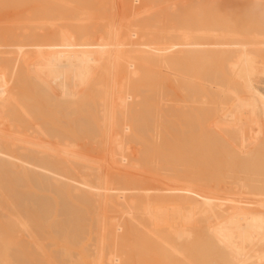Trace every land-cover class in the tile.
<instances>
[{"label":"bare ground","instance_id":"obj_1","mask_svg":"<svg viewBox=\"0 0 264 264\" xmlns=\"http://www.w3.org/2000/svg\"><path fill=\"white\" fill-rule=\"evenodd\" d=\"M3 1L1 0L0 2L3 3ZM221 1L222 0H107L109 6L106 7V10L109 11V14L106 15V18H102L103 20L100 19L99 21L95 19L100 24L95 22L93 18V23L97 25L95 29H92V25L94 24L92 23V18L90 19V15L92 14L95 17L96 14L94 15L91 13L89 15L90 12H87L89 15L87 16L85 13V11H88L85 8L86 5L85 7H83V5L81 6L83 7L81 9H86L82 11V15L80 8H78L80 11L78 10V12H76V7L75 13L80 15L73 13L74 19L70 22L66 19L67 23L64 22V17V19H62V15L58 17L63 20V23L59 22L60 20L56 21L53 18L51 19V15L48 16V14L46 16L47 18L37 15L38 18L37 16L30 15L33 13H28L31 19L28 20L25 18V20L27 19V21L30 22V24L27 22V26H20L18 29V26L15 25V28L11 25L3 27L2 25L4 24L0 25V192L1 194H3L4 191L7 192V190H5L6 185H12L14 182L15 184H22L23 179H27V181H25L26 184L28 185L29 181L32 185L28 186H33L40 192H43V190H52V193L60 195V192L67 193L71 190L73 195H70L73 198L75 197V201H77V199L87 201V205H91L94 208H92V211L89 210L92 212L89 213L88 209H91V206L87 208L85 201L83 202L85 208H87V214L89 213L87 217H89L90 221L93 223L92 229L94 231V235L93 231H91L93 235L92 247H90V245L87 246V248L83 246V249L86 248L85 251L91 248L94 252V257L90 258L91 262L88 264H122L121 254H119V249L121 248H119L118 240L120 241V239L123 238V231L124 234H126L125 230L132 236L134 234H138L139 236L143 235L145 238H143V240L145 241L149 238L155 245V247L153 246L155 248L154 250H158L157 252L160 251L159 255L163 256H160L161 260L168 257L166 263L167 260H170V262L167 264H197V259L194 258V254L195 256L197 255L196 257L198 258H203H200V260H207L212 264H218L217 262H222L221 264H264V0H237L235 1L236 3L233 1V3H235L234 5L230 1L229 3L232 5H230L229 8ZM49 3L51 4L50 1ZM223 4H225L224 8L222 7ZM55 5L59 4L56 3ZM67 6L68 5H66V7ZM50 7L51 6H49V8ZM37 8L38 7H35L36 10ZM70 10L73 12L72 9ZM27 12H25V14H27ZM56 12L57 14L59 13L57 10ZM0 13H2V11ZM101 14L103 15V13ZM33 15H35V13ZM2 19L5 18L2 17ZM11 22L13 21H10V23ZM88 27H91V29ZM149 64L159 66L160 69L164 71V76H169V79L172 80L174 78L176 79L175 81L179 80L177 83L181 84L177 85L174 82L172 85L176 84L178 86L177 89L180 86L182 90L180 92L185 91L182 95L187 94L184 95L185 101L183 100L184 98L181 100L185 103L187 102L186 100H188V106L186 104L188 109L186 106H184L185 108L182 107L184 104L182 102V105L180 104L181 107L177 104V107H179L177 108L176 105H173V102L178 100L175 99L176 96H174L173 99L175 100L173 102L167 100L169 98L167 97L168 94H170V92L172 94L174 91L168 89L170 91L166 94L167 89L164 91L163 89L165 87H163L162 84L160 85L159 81H157L158 84H156L155 81V87L154 89L152 88L154 91L156 90L155 92H157L158 96H161L159 98H162L160 103L161 106L160 104L159 106L157 105L158 109L161 107V110H163L164 107H162V102L166 103L170 101L171 107L167 103L165 107L172 113L167 114V112H165L166 108H164L165 111H163L165 114L174 116L175 118L179 116L175 114L178 111L179 114L182 113L184 115L181 114L179 118L180 121L178 117H176L179 122L182 121L183 124H186L188 120V145L186 143L188 146V182L183 183L185 188L164 189L165 187H161V189L158 188V190L157 187H154L152 195L150 194L153 188L145 187L151 189V191L147 192L146 190V193H144L145 195L142 197L140 195L142 192L139 193L138 190L140 187L136 185V188H130L132 183H126L129 181V177L127 178L124 176L126 173L125 171L129 172L139 169L138 162L136 161L137 159L135 160V158H132L134 161L128 160L126 156L125 151L128 149L127 146H131L128 142L130 139L137 137L140 132L141 134H145V136L142 135V138H147L148 136L149 139L147 140H151L154 135L157 137L161 129L154 124H156L158 120H160V122H162L161 119L164 120V122L158 124L160 127H162V124L164 126V123H170V128L173 127V129L177 126V124L174 123H178V121L174 120L172 117V119L168 118V120H172L169 122L166 119V115L164 116V113L161 117L160 115L162 113L155 114V119L158 116L160 118L157 119V122L155 119L152 120V113L154 110L152 108L155 107L153 101L157 104L158 99L151 100L150 98L152 102L147 98L145 100L144 93H146L148 97L151 96V94L148 95L146 88L144 89L143 86H140L141 83L144 84V86L147 85L144 81H151L156 77L153 76L152 78V76L147 75L148 66L151 67ZM177 65H180V67L178 66L179 69H177ZM151 70L154 71V69ZM156 74L158 75V73ZM158 76L162 77L163 75ZM148 77L151 78L148 79ZM167 78L168 77H166V79ZM160 79L162 80V78ZM20 81L22 86L28 82L27 85L30 84L31 88L34 90L37 89L36 94L38 91L44 94L46 98H49L48 100L50 101L47 102H50V104L58 106L61 109L63 108L64 114L59 116V118H63V121H70L69 124L66 125L67 123H63L66 126L59 125L58 128L57 124L55 126L54 124L48 123V119L46 123L44 121L45 118L43 119L44 115H41V113L39 116H33L32 114L40 111H35V108L30 109L35 106V104H33V102L31 104L30 101H34L35 99L26 97L27 94L22 92L23 90H19L21 86ZM161 82L162 81H160V83ZM170 82L171 81H169V83ZM151 83H154V81ZM169 83L167 82L166 85H169ZM157 85H160L163 89L161 87H159L161 88L159 89ZM148 86L151 90L150 86L154 85L150 84ZM30 90L31 89H29V91ZM32 94L35 95V92ZM37 98L39 97L37 96ZM36 101L38 103L37 99ZM147 101H149L148 105ZM43 102L46 104V101ZM88 104H92L93 106ZM31 105H33V107ZM149 105L153 107L149 108ZM40 106L41 105H39V108ZM80 106H84L83 108L86 107V110L93 107L92 110H94L91 114V111H88V109L87 111L90 112V115L86 116L84 112V117H82V114V116L80 115L81 117L77 116L79 118H76L74 114ZM81 107L79 111L81 110L82 113V110L85 111V109ZM142 107L144 109H140ZM171 108L172 110H169ZM135 109H137L139 114L135 113L134 115ZM158 109L155 107L156 111L154 112H157ZM32 110L33 113H31ZM40 110L42 111L43 109ZM57 111L56 114H60V111L59 113H57ZM77 112L76 114H78ZM43 113H45V111ZM187 114L188 116H186ZM59 118L57 119L59 120ZM149 118L152 122H155L152 123L150 121L152 123L150 124ZM80 120H85L84 123L86 122V124L90 123L86 125L87 127L85 126V128H90V130L94 131H87L88 134H84V136H87L90 140L94 138L93 135L96 134L95 136H98L97 140L100 145L97 146L102 147L101 150L103 149L105 151L104 154H102V158L99 156L101 159L94 158L96 157L94 155H88L80 146L79 142L76 141L75 138H78L77 135H79V138L81 137L80 134L76 135V133H74L75 124L70 123L78 121L76 125L81 126ZM63 121L61 120L60 123ZM127 121L129 124H127ZM82 123L83 122H81V124ZM172 124H174V126ZM151 125L152 127L154 125V127L150 128L149 126ZM60 126L65 130L61 129ZM168 126L169 125L164 127ZM155 127L158 128V133L154 130ZM79 128L80 127L77 129ZM178 128L176 127L175 129ZM145 129L147 131L152 130L150 131L151 135L155 133L152 135V138L147 135L148 132H144ZM184 130V128L180 131L176 130V134L179 135V132H183ZM81 131L83 135V130ZM167 131H170V129H167ZM87 132L85 131V133ZM91 132L95 134L92 135ZM135 132L136 134L138 132V135H136ZM160 132L162 133H159V136L161 135V139L163 140L167 135L162 136L164 133L163 131ZM89 133L93 138H89ZM183 135L184 134H180V136ZM168 137L166 138L169 141L171 137ZM138 138L140 139L139 136ZM184 139L185 138L182 140ZM132 141H135V139ZM140 142L141 141H139V143ZM183 142H185V140ZM178 143H174L173 141L171 148L170 145L166 146L165 148L167 150L168 148L171 149L168 153L172 152L173 146L176 148L181 146L177 145ZM218 143L220 145L219 149L222 150H218V147L216 148L215 145ZM158 145H160V143ZM95 147L96 146H94V148ZM149 147L151 146L149 145ZM162 147L164 148V146ZM175 147L173 153L176 152L177 154L178 152V155H180L181 153H179V150L181 149L175 150ZM146 150L149 151V148ZM159 150L158 156L161 157L160 153L162 155L163 150ZM129 152L131 151L129 150ZM133 152L134 150L132 153ZM219 152L221 155H225V158H223L225 163L223 161H219V163L216 162L217 164L215 163V160L218 161ZM167 155L169 154L165 153L164 157ZM175 156L176 159L179 158L177 155ZM133 157L135 156L133 155ZM159 157H157V160ZM109 158H111V160H109ZM173 158L175 157L173 156L171 159L174 160ZM219 158L222 159V157ZM145 159H148V157L145 156ZM171 159H168V163L170 164L173 163ZM184 159L185 158H183V160ZM237 160H241L240 164L239 162L238 164L236 163ZM164 161L166 162V159ZM177 161L181 162L179 159H177ZM153 163L154 162H151V164ZM174 163L172 165H175ZM184 164L186 165V163ZM238 165L242 172H247L249 169L248 174H250V179L246 180L241 177H235L232 181L229 180L233 184V187L231 184V189H223L226 192H223L226 198H216L210 194L203 193L205 192V187L202 181L205 180V177L207 175L208 178L206 179H216V177L212 178L210 174H206L205 177L203 176V180L200 174L203 172L207 173V171L209 172L211 170L214 172L215 169H220V171H217V178L219 179L221 175L223 178V171L226 173L233 172L232 174H234V171L238 169ZM112 168L120 170L117 174L114 172L118 178L112 174ZM154 168L155 166L153 169ZM169 168L171 170L172 166ZM176 168L174 167V169ZM164 169L168 171L166 165ZM180 169L182 171V168ZM172 171L174 172V170H171L170 175ZM176 171L178 172V170ZM219 172L222 173L218 177ZM131 175L133 174L131 173ZM228 176H235V174H228ZM123 177H126L128 181L122 182L125 179ZM130 178L133 179L131 176ZM232 178L234 177H230V179ZM211 179H209V182L212 181ZM131 181L132 180H130V182ZM121 182L130 185L127 186L123 184L122 186ZM133 182L136 183L135 181ZM23 184L25 187L26 184L24 182ZM206 184L209 185V183ZM55 185H59L60 187L57 188ZM49 186H55L56 188L54 187L53 190ZM217 186L218 183L215 187ZM226 186L228 187V185ZM11 187H9L11 190L8 188V197H6V192V196L4 194L0 196L1 201L5 196V200L3 199L4 204L3 202L0 204V217L2 216L10 219V221L8 220V224L12 222L13 225L15 224V228L18 231L31 237L35 228L39 230L38 225L40 227L41 224H35V226H37L35 228L32 224L33 222L36 223L35 221L38 220L41 213L36 209L33 215L32 212H30L31 215L22 214L24 211H19V205L16 206V200L19 198L18 202L20 203V201L24 200H32L31 202H33V200L40 201L42 199L45 200L44 205L46 207L48 206L46 205V201H49L52 194L47 196L44 194H49V192L41 194L40 192L37 193L38 191L31 190V188L29 190L28 187H25L29 192L27 196L26 193L28 192L25 193L24 191L26 190H24V187L22 190L21 187L20 190L25 193V198L19 196L15 198L16 194H14ZM17 187L19 189L20 186L17 185ZM2 190H4L3 193ZM207 190L210 189L207 188ZM10 192L15 196L11 197ZM156 193L157 196L153 198ZM58 195H56V197ZM61 196L58 197L63 198L64 201L68 194L66 196L62 193ZM6 198H8V200ZM11 198H13V202ZM37 198H40V200ZM67 198H70V196ZM52 199L54 198L52 197L51 200ZM6 200L8 201L7 204L10 206H7L5 203L7 202ZM9 201L12 204H10ZM53 201L48 204H52ZM172 201L177 203H172ZM90 202L92 204H90ZM42 203L40 201L39 204ZM33 205L31 206L35 209L37 206L36 203ZM42 205L37 207L41 206L43 208L44 205ZM84 205L82 204V206ZM51 206L53 207V205ZM61 206H64V204ZM41 207L39 209H41ZM59 208L61 209L60 206ZM85 208L82 209L83 214H86ZM48 209L52 211L53 208L48 206ZM48 209L46 214L52 216V212H49L50 210ZM41 210L43 211V209ZM53 210L55 211V209ZM66 210L63 212L64 216L70 215L71 213H66ZM82 212L80 214H82ZM108 212L111 213L108 214ZM35 213L37 214L36 216H34ZM44 213L43 211V214ZM57 213L55 215H57ZM76 213H78V211ZM89 215L92 216L90 217ZM28 216H32L31 221L27 220ZM44 216L46 217L45 214ZM44 216L43 219L39 218V220H42L41 227L49 221H45L46 218H44ZM50 216L48 219L51 218ZM58 216L62 218L63 214H59ZM80 216L81 215H79V217ZM34 217H37L36 220ZM140 217L146 220L143 221ZM55 220H57V218L54 216V227L51 226L53 225L52 222L44 227H50V229L52 227L53 230L51 229L50 231H55L53 233L54 235H63L67 233L68 229H70L69 226L71 222L66 223L67 225L65 226L69 228L66 229V232L62 230V233L61 229H65L61 226V222L63 221H59L61 227L59 228L57 225L58 227L56 228L55 225L58 223H55ZM43 221H45V223ZM6 222L7 221H5V223ZM144 222L145 227L143 225ZM72 223H74V221ZM64 224L65 223H63V225ZM147 224L148 226H146ZM9 225H11V223ZM125 225H127L126 228ZM157 225H160V228H157ZM73 226L72 228H74ZM84 226L82 228H78V226L75 227L78 228V230L81 228L83 231ZM130 226H133V229L135 227L139 229L137 230L138 232H134ZM9 228L12 227L9 226ZM15 228L13 226L10 231H15ZM76 228L73 230L77 231ZM41 229L40 233L43 230ZM2 230L3 229H1V231ZM4 234L7 235L6 233ZM53 234H51V236ZM74 234L77 235L76 232H74ZM43 235L42 237L46 236ZM49 236L50 235H48V237ZM64 236L61 238L64 239L63 241H65ZM69 236L72 237L71 235ZM57 237L59 238V236ZM124 237H126V240L127 235ZM32 241L28 243H30V246L34 250H42V247L38 245V241L35 240L36 243ZM201 241L204 244L202 245L204 255L203 251L199 249ZM198 242L200 243L198 244ZM49 243L51 242L49 241L46 243V246L49 247ZM125 243H127V248L128 246L132 248V243ZM3 245L5 246L6 243ZM143 246L145 247L146 245ZM208 247H211L215 252H211V248L209 251ZM7 248L11 249L12 247L7 246ZM16 248L18 249L15 245L13 250L15 249L17 252ZM205 248H207V251ZM63 249L64 248H62V251L64 252ZM140 249H142V247ZM47 251L49 252L48 249ZM120 251L124 252L122 249ZM200 251L202 252L200 253ZM11 252L13 253V251ZM144 252L145 251H143V253ZM146 252L150 251L147 250ZM51 253L53 252H50V254ZM59 253H61V251ZM70 254H72V251ZM198 254L200 255L198 256ZM211 254H214L215 257L216 255L219 256L215 258L218 260L217 262L213 260L214 256L210 257ZM7 255H9V257L12 255L14 256V254H10V251L9 253L8 251L6 252V256ZM105 255L108 257H105ZM67 256V262L71 257H76L75 255L70 257L69 255ZM126 256V258H128L129 255L127 254ZM205 256L210 257V259ZM151 257L150 259H152ZM11 259L13 263L14 258L12 257ZM21 259L22 261L25 260H23V258ZM136 259L137 258L132 261ZM147 259L149 260V257ZM8 261L10 260L8 259ZM65 262L66 260L64 259L61 263L66 264L67 262ZM127 262H130V260ZM202 263L204 264L206 262ZM3 264L6 263L3 261ZM159 264L161 263L159 262Z\"/></svg>","mask_w":264,"mask_h":264},{"label":"rangeland","instance_id":"obj_2","mask_svg":"<svg viewBox=\"0 0 264 264\" xmlns=\"http://www.w3.org/2000/svg\"><path fill=\"white\" fill-rule=\"evenodd\" d=\"M1 1V0H0ZM3 1V0H2ZM49 1L51 2V4L49 3ZM73 1H75V2H73ZM87 1H88V3H87ZM225 4H226V6L229 8L230 7V5H234L236 2L235 1H237V0H222ZM221 1V2H222ZM232 2V4H230L229 2ZM233 1L235 2V3H233ZM38 4H37V3ZM41 2V3H40ZM47 2V3H46ZM55 2V3H54ZM70 2V3H69ZM73 2V3H72ZM91 2V3H90ZM59 4V5H55V4ZM77 3H79V4H77ZM3 4H4V6H5V8H4V6H3ZM43 4H44V6H43ZM46 4H47V6H46ZM54 4V5H53ZM70 4V5H69ZM109 3L107 2V0H70V1H68L67 0V2H66V0H4L3 1V3L2 2H0V12L2 11V13H0V25L1 24H4V25H2V27L3 26H8V25H11V26H13V28H15V26H18L17 28L19 29V27L21 26H27L28 25V23L30 24V22L29 21H27V19L29 20V19H31V16H39V17H43L44 18V16H45V18H47L46 16H47V14H48V16H50L51 17V19L53 18L54 20H60L59 22H62L63 23V20H61V18H59L58 16H61L62 17V19H64L65 18V20L67 19V20H69L68 22H70V21H72L73 19H74V17H73V13L74 14H78V13H75V8L77 9L76 10V12H78V10L80 11V9L81 8H83V7H85V5H86V9L88 10V11H85V13H86V15L87 16H89L91 13H93L94 15H95V17L91 14L90 15V19L92 18V23H93V18H94V20L95 19H98L99 21H100V19H104V18H106V15H108L109 14V11H107L106 10V7H108L109 5H108ZM225 4H223V8H224V5ZM35 5H37V6H35ZM63 5H64V7H63ZM66 5H68L69 6V8H68V6L66 7ZM72 5V6H71ZM83 5V7H81ZM43 6V7H42ZM49 6H51L50 8H49ZM92 6H93V8H92ZM100 6H102V7H100ZM34 7V8H33ZM35 7H38L37 8V10L35 9ZM63 7V8H62ZM74 7V8H73ZM226 7V8H227ZM54 10H53V9ZM58 8H61V9H58ZM78 8H80V9H78ZM81 9V15H82V11L83 10H86V9ZM89 8V9H88ZM92 8V9H91ZM100 8V9H99ZM30 9V10H29ZM40 9V10H39ZM70 9H72V11L73 12H71V10ZM104 9V10H103ZM29 11V12H27V11ZM42 10V11H41ZM46 12H45V11ZM48 10H50V11H48ZM56 10L59 12L58 14H57V12H56ZM62 10V11H61ZM90 10V11H89ZM94 12H93V11ZM95 10H97V11H95ZM224 10V9H223ZM225 10H227V9H225ZM53 13H52V12ZM92 11V12H91ZM102 11V12H101ZM25 12H27V14H25ZM87 12H90L89 13V15H88V13ZM99 12V13H98ZM120 12V11H119ZM14 13V14H13ZM28 13L30 14V13H35V15H33V14H30V15H28ZM41 13V14H40ZM51 13V14H50ZM101 13H103V15L101 14ZM54 14V15H53ZM3 15H5V16H3ZM64 15V16H63ZM78 15H80V14H78ZM99 15V16H98ZM102 17H101V16ZM14 16V17H13ZM25 16V17H24ZM29 18H28V17ZM37 16V17H38ZM53 16V17H52ZM55 16V17H54ZM57 16V17H56ZM93 16V17H92ZM2 17L3 18H5V19H2ZM7 17H9V18H7ZM38 17V18H39ZM49 17V18H50ZM64 17V18H63ZM78 17V16H77ZM76 17V18H77ZM11 18V19H10ZM23 18H24V20H23ZM25 18H27L26 20H25ZM33 18H36V17H33ZM57 18H59V19H57ZM102 19V20H103ZM13 21V22H11L10 23V21ZM18 20V21H17ZM64 20V22L65 23H67V20L65 21ZM17 21V22H16ZM91 21V20H90ZM25 22H26V25H25ZM28 22V23H27ZM95 22H98L97 20H95ZM19 23V24H18ZM91 23V22H90ZM91 23V24H92ZM99 23V22H98ZM94 25H92L91 27H92V29H95L96 27H97V25L95 24V23H93ZM100 24V23H99ZM15 25V26H14ZM90 26V25H89ZM95 26V27H94ZM91 27H88V28H90L91 29ZM149 65H151V67L150 66H148L149 67V69H148V74L147 75H149V76H152V78H153V76L155 77L154 79H152L151 81L149 80V81H144V83L145 84H147V85H145L144 86V84H142L141 83V85L140 86H143L144 87V89L146 88V92L148 93V95H150L151 94V96H146V93H144L145 94V100H146V98L147 99H149V101H150V98H151V100H156V99H158L157 100V104H156V102L155 101H153V105H155V107H156V109H158V107H157V105L159 106V104L161 103V101H162V98L160 99L159 97H161V96H158V94H157V92H155L153 89H154V87H155V81H156V84H158V82L157 81H159V84L161 85H163V87H165L164 89L159 85H157L158 86V88L159 87H161L164 91L167 89V91H166V94L167 93H169V91L171 90V91H174L172 94H171V92H170V94H168V96L167 97H169L167 100H170L171 102H173L175 99H178L177 101H175V102H173L174 104L173 105H176V107H177V104L179 105V107H181L180 106V104H181V102H182V98H184L183 100L185 101V97H184V95H187V94H183L182 95V93H185V91L184 92H180V91H182L180 88V86H179V88L177 89V85H179V84H181V83H177V82H179V80L178 81H175L176 79H169V76H164L165 74L163 73L164 71H162L161 69H160V67L159 66H157V65H152V64H149ZM178 66L180 67V65H177V69H179L178 68ZM156 67V68H155ZM151 69H154V71L153 70H151ZM159 70V71H157V70ZM150 70H151V72H150ZM156 73H158V75H163L162 77H160V76H158ZM153 74V75H152ZM166 77H168L167 79H166ZM151 77H148V79H150ZM160 78H162V80L160 79ZM172 78V77H171ZM156 79V80H155ZM164 79H165V81H164ZM154 81V83H151V82H153ZM160 81H162L161 83H160ZM169 81H171L170 83H171V85H170V83H169ZM165 82V83H164ZM167 82L169 83V85H166L167 84ZM176 83V84H174V85H172L173 83ZM28 83V82H27ZM27 83H25V84H23V86H22V84H21V81H20V85L22 86H20L19 87V90H23L22 92H25V94H27L26 95V97H31V98H34L35 100L33 101H30V103L32 104V102H33V104H35V106L33 107V105H31L33 108H30V109H34L35 108V111L37 110H39L40 112H36L35 114H32L33 116H39L40 115V113H41V115L43 114L44 116H43V119H44V121L46 122V120L48 119V123H50V124H54L55 126H56V124L58 125V128H59V125H62V126H64L66 123V125H68L69 124V122L70 121H68L67 122V120L66 121H63V118L61 119V117L59 118V116H61V115H63L64 114V111H63V108L61 109V108H59L58 106H54L53 104H50V102H47V101H50V100H48L49 98H46L45 97V95L44 94H42L41 92H37V94H36V91H37V89L36 90H34L33 88H31V86H30V84H28L27 85ZM154 85V86H150L151 87V90H150V88H149V86L148 85ZM165 84V85H164ZM30 86V87H29ZM169 88H168V87ZM143 87H141V88H143ZM27 88H29V89H31L32 90V92H31V90L29 91V89H27ZM153 88V89H152ZM161 88H159V89H161ZM25 89V90H24ZM168 89H170V90H168ZM180 89V90H179ZM29 92H28V91ZM34 90V91H33ZM158 90V89H157ZM31 92V93H30ZM33 92H35V95H33L32 93ZM153 92V93H152ZM175 93V94H174ZM180 93H181V95H180ZM187 93V92H186ZM43 95V96H42ZM37 96L39 97V98H37ZM42 96V97H41ZM153 96V97H152ZM174 96H176L175 97V99H173L174 98ZM183 96V97H182ZM167 97H165V98H167ZM47 99V100H45V99ZM153 98V99H152ZM155 98V99H154ZM188 98V97H187ZM36 99L38 100V103H37V101H36ZM43 99V100H42ZM171 99H173V100H171ZM31 100V99H30ZM160 100V101H159ZM166 100V99H165ZM43 101H46V104H45V102H43ZM149 101H147V105H148V103H149ZM158 101H159V103H158ZM164 101V100H163ZM170 101H167L166 103L168 104V105H170ZM180 101V102H179ZM187 102H188V100H186ZM150 102H152V101H150ZM155 102V103H154ZM169 102V103H168ZM177 102V103H176ZM185 103V102H182V103H184L183 105H182V107H184V106H186V104H187V106H188V103ZM37 103V104H36ZM49 104V106H48V104ZM52 103V102H51ZM165 102H162V107H164V108H166V111L164 110V108H163V110L165 111V112H167V114L169 113V114H171L169 111H168V108L167 107H165V105H167ZM152 104V103H151ZM39 105H41L40 106V108H39ZM51 105V106H50ZM88 105H91V106H93L92 104H88ZM30 106V107H31ZM36 106H38V107H36ZM85 106V105H84ZM84 106H80L81 108H83ZM90 106V107H91ZM150 107L149 108H151V107H153L152 105H149ZM160 106H161V104H160ZM186 106V108L188 109V107ZM47 107V108H46ZM54 109H53V108ZM58 107V108H57ZM80 107H79V109H80ZM89 107V106H88ZM143 107H148V106H143ZM140 108V109H144V108ZM155 107H153L152 109H154L153 110V113H152V115H153V117H152V120H154L155 119V117H156V115L155 114H161L160 115V117L161 116H163V113H164V116L166 115L165 114V112L163 111V110H161V107H159V112H158V110H157V112H154V111H156L155 110ZM170 107H171V105H170ZM179 107H177V108H179ZM46 108V109H45ZM86 108V107H85ZM85 108H83V109H85ZM93 108V107H92ZM92 108H88L87 110L88 111H91V114H92V111L94 110H92ZM173 108V107H172ZM172 108L171 109H169V110H172ZM175 108V107H174ZM185 108V107H184ZM40 109H43L42 111L40 110ZM57 109H58V111H57ZM60 109H61V111H60ZM79 109L76 111L78 114H76V112H75V116H76V118H79V117H81L82 116V114H83V116L82 117H84L85 115L86 116H88V115H90L89 113L90 112H88L86 109H85V111H83L82 110V113H81V110L79 111ZM137 109H139V108H137ZM137 109H135L136 111L134 112V115H135V113H137V114H139V112L137 111ZM183 109V108H182ZM53 110V111H52ZM175 110V109H174ZM179 110V109H178ZM45 111V113H43ZM51 111H52V114L55 116H53L52 114H51ZM56 111H57V113H59V111H60V114H56ZM140 111V110H139ZM142 111V110H141ZM179 111H181V110H179ZM47 112V113H46ZM63 112V113H62ZM84 112H85V115H84ZM183 112H184V110H183ZM188 112V111H187ZM31 113H33V110H32V112ZM62 113V114H61ZM49 114V115H48ZM70 114V113H69ZM136 114V115H137ZM175 114H177V115H179V116H176V117H178V119L180 118V116H181V114H179L178 113V111L175 113ZM174 114V115H175ZM184 114H186V113H184ZM51 115H52V117H51ZM67 115V114H66ZM81 115V116H80ZM151 115V116H152ZM155 115V116H154ZM183 115V114H182ZM77 116H79V117H77ZM184 116V115H183ZM186 116H188V114L186 115ZM42 117V116H41ZM62 117H64V116H62ZM136 117V116H135ZM173 118L174 120H176V121H178V119H176V117L174 118V116H171V115H166V119L168 120V118ZM49 118H51V119H49ZM57 118H59V120L57 119ZM138 118V117H137ZM159 118V116L155 119L156 120V122H157V119ZM171 118V119H172ZM160 119V118H159ZM164 119V118H163ZM166 119H165V122H166ZM186 119H188V118H186ZM50 120V121H49ZM61 120L63 121L62 123H60L61 122ZM78 120V119H77ZM152 120H150V118H149V122L151 121L152 122ZM59 121V122H58ZM79 121V120H78ZM78 121H75V122H73V123H70V124H75V128H74V133H76V135L77 134H80V137L81 138H79V135H77L78 136V138H75L76 139V141L77 142H79V144H80V146L86 151V153L89 155L90 154V156L91 155H94V156H96V157H94V156H92V157H94V158H96V159H101L102 158V154H104V150L102 149L101 150V148L102 147H100V146H97V145H100V143H99V141L97 140L98 139V136L96 137L95 135V133H93V134H95V135H93L92 134V132H91V134L94 136V138L92 137V136H90L91 134L89 133V138L90 137H92L93 139H88V137L87 136H84V134L85 135H87L88 134V132H90V131H93V130H90V128H85V126L86 125H89L90 123H88V124H86V122L84 123V121L85 120H80V125L81 126H77L76 124H78L77 122ZM161 121L162 122H164V120H162L161 119ZM169 122H171L170 120H168ZM179 121H180V119H179ZM178 121V123H179V125H178V123H176L175 121V123L174 124H177V128L180 126V123H181V126L178 128V129H173V127H171L170 128V123H164V126H167V125H169L168 127H164L163 126V124H162V127H160V125H158V124H160V123H162V122H160V120H158V122L156 123V124H154V125H157L158 126V128H160L161 130L160 131H163V135L162 136H166V137H171L172 139H173V141H174V143L175 142H177L178 143V141H179V143L177 144V145H181V146H178V148H176L175 146H173L172 147V149L174 150V147H175V150L176 149H181V150H179V153H181L180 155H178V152H177V154H176V152L175 153H173V150H172V152H170L171 153V156H170V153H168V151L169 150H171V149H169L168 148V150L165 148L166 146H169L170 145V148H171V144H172V139L170 140L169 139V141H168V139L166 138V137H162L163 138V140L161 139V135L159 136V133H162V132H160L159 130H158V128L157 127H155V131H157V133H158V131H159V133L157 134V137L154 135L155 133L154 132H152V133H154V134H152V135H154L153 136V138H152V135H151V132L150 131H152V130H146L145 129V131L144 132H148V134L147 135H149V136H151V140H147V139H149L148 138V136H147V138L146 137H144V138H142L143 136H145V134H141V132L139 133V135H138V132H137V134H136V132H135V134L136 135H138L139 137H140V139L138 138V136L137 137H135V138H132V139H130L131 141L132 140H134L135 139V141H132V143H131V141L129 140V142L128 143H130V145L131 146H129L128 145V143H127V148L128 149H126L127 151H125V153H126V156L128 157V160H133L134 158H135V160L138 162V167H139V169L138 170H136V171H125L126 173H125V175L124 176H126L127 178L129 177V181L127 180V178L126 177H123V178H125L124 179V181H122V182H125L126 180L128 181V182H126V183H132L131 184V187L130 188H136L137 186H139L140 187V189H138L139 190V193L140 192H142L140 195L143 197V195H145L144 193H146V190H147V192H150L151 191V189H152V191H151V194L150 195H152L153 193V191H154V187L156 188L157 187V189L158 188H160L161 189V187L163 188V187H165L164 189H166V188H185V185L183 184L184 182H188V152H187V150H188V120H187V123L186 124H183L182 123V121L181 122H179ZM35 122V121H34ZM46 122V123H47ZM81 122H83L82 124H81ZM139 122V121H138ZM150 122V124H152L153 122H155V121H153L152 123ZM63 123H65V124H63ZM148 123V122H147ZM84 124V125H83ZM127 124H129V122L127 121ZM130 124H131V122H130ZM166 124V125H165ZM174 124H172L173 126H174ZM182 124H183V126H182ZM65 125V126H66ZM154 125H153V127H154ZM171 125V126H172ZM186 125V126H185ZM77 126V127H76ZM82 126H83V128H82ZM78 127H80L79 129H77ZM87 127V126H86ZM150 128L152 127V125L151 126H149ZM152 127V128H153ZM185 129L182 133L181 132H179L180 134H186L184 137L183 136H180V134L179 135H177L176 133H177V131H180V130H182L183 128ZM60 128H61V126H60ZM163 128V129H162ZM61 129H63V127L61 128ZM75 129H77V130H75ZM83 130V135L81 134V130ZM167 129L169 130L170 129V131H167ZM186 129H187V131H186ZM63 130H65V129H63ZM67 130H68V127H67ZM71 130H73V129H71ZM175 130V131H174ZM177 130V131H176ZM77 131V132H76ZM81 131V132H80ZM85 131L87 132V133H85ZM80 132V133H79ZM94 132V131H93ZM168 134H167V133ZM186 132V133H185ZM171 133V134H170ZM141 134V135H140ZM174 134V135H173ZM143 135V136H142ZM173 135V136H172ZM76 136V137H77ZM84 137V138H83ZM168 137V138H169ZM145 138H146V140H145ZM159 138V139H158ZM183 138H185L184 140H185V142H183L184 140H182ZM78 139H79V141H78ZM97 141H96V140ZM138 139H139V141H141L140 143H139V141H138ZM167 139V140H166ZM187 139V140H186ZM152 140H154V141H152ZM155 140H156V142H155ZM178 140V141H177ZM138 141V142H137ZM172 141V142H171ZM156 143V144H155ZM160 143V145H158ZM167 143V144H166ZM186 143H187V145H186ZM143 144V145H142ZM82 145H84V146H82ZM149 145L151 146V147H149ZM173 145H176V144H173ZM186 145V146H185ZM94 146H96L95 148L97 149H95L94 148ZM155 146V147H154ZM161 146V147H160ZM162 146H164V148L162 147ZM216 146V148L218 149V150H222V149H219V143L218 144H216L215 145ZM100 147V148H99ZM153 147V148H152ZM180 147V148H179ZM149 148V151L148 150H146V149H148ZM152 148V149H151ZM90 149H92V150H90ZM143 149V150H142ZM151 149V150H150ZM159 149H162L163 151H164V153H163V151H162V155H161V153H160V156L161 157H159L158 156V152H160V150ZM96 150V151H95ZM129 150L131 151V152H129ZM134 150V152L132 153V151ZM158 150V151H157ZM178 151V150H177ZM103 152V153H102ZM130 153V154H128V153ZM153 152V153H152ZM135 153V154H134ZM141 153H142V155H141ZM148 153H151V154H148ZM169 154V155H167V156H165L164 157V154ZM98 154V155H97ZM172 154H174V155H172ZM184 154V155H183ZM133 155L135 156V157H133ZM148 155H151V156H148ZM175 155H177V157H179V158H177V159H179V161H181V162H178L177 161V159H176V156ZM181 155H182V157L183 158H185V159H187V160H183V158L181 157ZM217 155V154H216ZM99 156H101V158L99 157ZM130 156V157H129ZM145 156L146 157H148V159L150 160V162H149V160L148 159H145ZM156 156V157H155ZM170 156V157H169ZM175 157V158H173L175 161H177L176 163H174L175 161L174 160H172L171 158L172 157ZM222 157V159L221 158H219V157ZM218 158H217V160L218 161H216L215 160V163L216 162H218L219 163V161L220 162H222L223 161V158H225V155L224 154H222L221 155V153L219 152V154H218ZM99 157V158H98ZM103 157H104V155H103ZM157 157H159L158 158V160H159V162H158V160H157ZM163 157V158H162ZM167 157V158H166ZM187 157V158H186ZM131 158V159H130ZM133 158V159H132ZM153 158V159H152ZM156 158V159H155ZM163 160H161V159ZM166 159V162L164 161ZM168 159H171L172 160V162L175 164V165H172L173 163H168ZM219 159H221V160H219ZM109 160H111V158H109ZM140 160H141V163H140ZM146 160H147V162H146ZM153 160V161H152ZM224 160H226V159H224ZM134 161V160H133ZM162 163H161V162ZM240 161L241 160H237V164H238V162H239V164H240ZM151 162H154L153 164H155V165H153V164H151ZM224 163H225V161H223ZM227 162V161H226ZM140 163V164H139ZM148 163V164H147ZM184 163H186V165L184 164ZM142 164V165H141ZM146 164V165H145ZM152 166H151V165ZM162 165V168H161V165ZM179 164V165H178ZM183 164V165H182ZM217 164V163H216ZM163 165H164V167H165V165H166V169H168L170 166H172V168H171V170H174V172L172 171V173H171V175H170V172H171V170H170V168L168 169V171L170 170V172L168 173V171L167 170H165L164 169V167H163ZM169 167H168V166ZM155 166V168L153 169V167ZM158 166V167H157ZM184 166V167H183ZM174 167L176 168V169H174ZM182 168V171H181V169L180 168ZM236 168H237V166H236ZM157 169V170H156ZM161 169H163V170H161ZM112 170V174H114V172L117 174L120 170H117V169H115V168H112L111 169ZM176 170H178V172L176 171ZM237 170H239V171H237ZM236 171H234V174H235V176H228V174L230 175H234V174H232V173H226L225 171H223V169H222V171H223V173L222 172H219V174H218V177H219V175L222 173L223 174V178H222V175L220 176L221 178H222V180H221V178H217V171H220V169H215V171H216V173H215V171L214 172H212L213 170H211V171H207V173L205 172H203L202 174H200V175H202V179L205 177V175L206 174H210L211 176H212V178H214V177H216V179L214 178V179H211V178H209V179H211L212 181H210L209 182V179H206V178H208L207 176L205 177V180L204 181H202V183H204V187H205V192H203V193H206V194H210L211 196H213V197H216V198H226V195H225V191L224 190H227V189H231L232 187H233V184L229 181V180H233V179H235V177L237 178V177H241V178H244V179H246V180H248V179H250L249 177H250V174H248V172H249V169L247 170V172H242V170L239 168V165H238V169H237ZM245 170V169H244ZM179 171H181V172H179ZM144 172V173H143ZM211 172V173H210ZM131 173L133 174V175H131ZM138 174V175H136V174ZM176 173V174H175ZM179 173V174H178ZM216 174V176H215V174ZM247 173V174H246ZM160 174V175H159ZM175 174V175H174ZM181 174V175H180ZM184 175V177H183V175ZM214 174V175H213ZM115 175V174H114ZM135 175V176H134ZM170 175V176H169ZM248 177H247V176ZM130 176L131 177H133V179L132 178H130ZM155 176V177H154ZM179 176V177H178ZM204 176V177H203ZM227 176H228V178H227ZM115 177L116 178H118L117 177V175H115ZM159 177V178H158ZM210 177V176H209ZM230 177H234V178H232V179H230ZM27 178V177H26ZM123 178H122V180H123ZM183 179V180H182ZM225 179H227V180H225ZM117 180V179H116ZM119 180H120V177H119ZM130 180H132L131 182H130ZM207 180H208V182H207ZM214 180V181H213ZM219 180V181H218ZM220 180H221V182H220ZM25 181H27V179H23V182L26 184V182ZM118 181V180H117ZM133 181H135L136 183H134ZM206 181V182H205ZM217 181V182H216ZM225 183H224V182ZM23 182H22V184H17L18 186H20L19 187V189H18V187H17V185L15 184V182H14V184H12V185H6V187H5V190H7V192H8V188L9 187H11L13 190L12 191H14V194H16V197L15 198H18V196L19 197H21V198H25V193L26 192H28L27 191V188H25V187H28V189L30 190V188H31V190H35V191H38L37 193H39L40 191L39 190H37V189H35L33 186L32 187H30L32 184L28 181V185H30V186H28L27 184L25 185V187H24V184H23ZM118 182H120V181H118ZM121 182V184H122V186H123V184H125V183H122ZM139 184H138V183ZM206 183H209V185L208 184H206ZM216 183V184H215ZM217 183H218V186L217 187H215L216 185H217ZM231 184H232V187H231ZM125 185H130V184H125ZM132 185H133V187H132ZM137 185V186H136ZM206 185V186H205ZM226 185H228V187L226 186ZM53 186V185H52ZM52 186H49V187H51L52 189L56 186H54V187H52ZM126 186V187H127ZM136 186V187H135ZM212 186V187H211ZM22 187V190H23V187H24V190H26V191H22V190H20V188ZM57 188L58 187H60L59 185L58 186H56ZM55 187V188H56ZM125 187V186H124ZM142 187V188H141ZM145 187H148V188H151V189H148V188H145ZM213 188V189H211V188ZM33 188V189H32ZM207 188L208 189H210V190H207ZM217 188H220V189H217ZM4 189V188H3ZM136 189V190H137ZM144 190V192H143V190ZM157 189H155V190H157ZM224 189V190H223ZM1 190V189H0ZM9 190H11L10 188H9ZM54 190V189H53ZM55 190H57V189H55ZM159 190V189H158ZM3 191L4 190H2V193H3ZM58 191V190H57ZM57 191H56V193H57ZM222 191V192H221ZM5 192L6 191H4V195H5ZM6 192V193H7ZM18 192V193H17ZM45 192H49V194L47 193V194H44V195H49L50 196V194H52L51 196L55 199H52L51 200V198L49 199V201L47 202L46 201V205H48L49 207H51V208H53V209H55V211L52 209V211H51V209H48V206H46L45 207V205H44V202H45V200H40V198H37V199H39L40 201H41V203H42V201H43V205L42 204H39L40 203V201H38V200H33V202H31L32 200H24V199H20V200H24V201H20V203L18 202L19 200V198L16 200V203H17V205L16 206H18L19 205V207H18V209H19V211H22L23 213L22 214H28V215H31V213L30 212H32V215H33V212L36 210V209H38V211H39V213H41L40 214V216H39V214H38V220L37 221H35L36 223H34L33 222V224H32V226H34V228L35 227H37V226H35V224L36 225H38V224H41L40 225V227H39V225H38V228H39V230L37 231L36 230V228L34 229V233L32 234V236L31 237H28V235H25L24 233H22L21 231H18L15 227V224L13 225V223L12 222H10L11 223V225H9L8 224V222L10 221V219H8V218H5V217H0V264H3V261H4V263H6V264H15V262H16V264H64V263H61V262H63L64 261V259L66 260V262H67V259H68V256L67 255H69V257L70 256H73V255H75L76 257H71L70 259H69V261L66 263V264H82V263H84V264H88V263H90L91 261V259L90 258H93L94 257V252H93V250H91V248H90V250H86L85 251V249L87 248V246H89L90 245V247H92L91 245H92V238H93V235H94V231H93V229H92V226H93V223L90 221V219H89V217H87V215L89 214V213H92V212H90V211H92L94 208L91 206V205H87V201H85V203H86V205H87V208L88 207H90L91 206V209H88V211H89V213L87 214V208H85V205H84V201H81V199H77V201H75L76 199H75V197L73 198L71 195H73L72 193V191L70 190L69 192H67V193H65V192H60L61 194L60 195H58V194H55V193H52V190H43V192H40L41 194H43V193H45ZM55 192V191H54ZM158 192V191H157ZM223 192H225V193H223ZM11 193V192H10ZM9 193V194H10ZM62 193H64L66 196H67V194H68V196H70V198H67V197H65L66 198V200H64V201H66V202H64L63 201V198H61V197H63V196H61L62 195ZM219 193V194H218ZM3 194H1V192H0V196H2ZM13 193H11V197L12 196H15L14 194L12 195ZM27 194V196H28V194H29V192L28 193H26ZM71 194V195H70ZM54 195V196H53ZM56 195H58V196H61V197H56ZM222 195V196H221ZM6 196V195H5ZM5 196H4V198H5ZM154 196V195H153ZM152 196V197H153ZM157 196V193L155 194V196L153 197V198H155ZM6 197H8V193H7V196ZM3 198V199H4ZM59 199V200H57V199ZM64 198V199H65ZM73 200H72V199ZM2 199V201L0 200V204H1V202H3L4 200ZM7 200H8V198H6ZM12 199V202H13V198H11ZM75 199V200H74ZM6 200V201H7ZM54 200V201H53ZM62 200V201H61ZM73 201V202H71V201ZM78 200H80V201H78ZM51 201H53L52 202V204H48V203H51ZM54 202H55V204H54ZM59 202H61V203H59ZM64 202V203H63ZM68 202V203H67ZM71 202V203H70ZM78 202V203H77ZM82 202V203H81ZM174 201H172V203H173ZM6 204L8 203V201L7 202H5ZM9 203H10V201H9ZM14 203H15V200H14ZM22 203V204H21ZM24 203V204H23ZM35 204L36 203V205L37 206H39V205H42L43 206V208L41 207V209H43V211L45 212L44 214L46 215V217L44 216V214H43V211L41 210V209H39L40 207H37L36 205V207H35V209H34V207L32 208V206L31 205H33V204ZM39 205H38V204ZM73 203V204H72ZM75 203V204H74ZM89 203V202H88ZM171 203V202H170ZM175 204L177 203V202H174ZM3 204H4V202H3ZM10 204H12V203H10ZM59 204V205H58ZM64 204V206H61V205H63ZM79 204V205H78ZM82 204L84 205V206H82ZM90 204H92L91 202H90ZM13 205H15V204H13ZM22 207H21V206ZM51 205H53V207L51 206ZM70 205V206H69ZM73 205V206H72ZM5 206V205H4ZM7 206H10V205H8L7 204ZM7 206H5V207H7ZM25 206H26V208H25ZM31 206V207H30ZM34 206V205H33ZM58 206V207H57ZM59 206L61 207V209L59 208ZM77 206H80V207H77ZM45 207V208H44ZM69 207V208H68ZM83 207V208H82ZM23 208V209H22ZM48 210H50L49 212H52V216H50V215H47L46 213H47V209ZM66 208H67V210H66ZM81 208V209H80ZM85 208V210H86V214H83V210L82 209H84ZM93 208V209H92ZM14 209V208H13ZM16 209V208H15ZM34 209V210H33ZM59 209V210H58ZM64 209V210H63ZM77 209V210H76ZM17 210V209H16ZM25 210H26V212H25ZM41 210V211H40ZM61 210V211H60ZM65 210H66V213L67 212H70L71 214L70 215H66V216H64V213L63 212H65ZM80 210V211H79ZM18 211V212H19ZM60 211V212H59ZM78 211V213H76ZM48 212V213H49ZM58 212V213H57ZM82 212V214H80ZM21 213V212H20ZM37 213V212H36ZM34 214V216H36L37 214ZM57 213V215H55ZM111 212H108V214H110ZM59 214H63V216H62V218H60V216H58ZM81 215L80 217H79V215ZM42 215V216H41ZM43 216H44V218H46L45 219V221H47V220H49L48 221V223L50 224V222H52V224H53V220H54V216H55V218H57V220H55V223L57 222L58 224H56L55 226H56V228L59 226V228L62 226V228H65V229H61V232H62V230H63V232H64V230H65V232H66V229L67 228H69L70 227V229H68V232L67 233H64L63 235H58V234H56V233H59V232H56L55 234L56 235H54L53 233L55 232V231H53V232H51L50 230L52 229L53 230V228L51 227V229H50V227H44V226H46V225H48V223H45V221H43L44 223H45V225H44V223H43V227H44V229H43V227H41L42 226V220H39V218L40 219H43ZM49 216L51 217L50 219H48L49 218ZM58 216V217H57ZM90 216V215H89ZM92 216V215H91ZM90 216V217H91ZM68 217H70V218H68ZM87 217V218H86ZM35 218V217H34ZM37 218V217H36ZM36 218H35V220H36ZM60 218V219H59ZM63 218H65V219H63ZM77 218V219H76ZM143 221L144 220H146V219H143L142 217H140ZM3 219H5V220H3ZM62 219V220H61ZM72 219V220H71ZM74 219V220H73ZM84 219V220H83ZM2 220V221H1ZM9 220V221H8ZM27 220L28 221H31L32 220V216H28L27 217ZM34 220V219H33ZM83 220V221H82ZM88 222H87V221ZM5 221H7L6 223H5ZM61 221H63V222H61V226L59 225L60 224V222ZM69 221V222H68ZM74 221V223H72ZM77 221V222H76ZM85 221H86V223H85ZM139 221H140V219H139ZM2 222H3V224H2ZM71 222V224H73V225H71L70 224V226L69 227H66L65 225H67L66 223H70ZM83 224H82V223ZM5 223V224H4ZM63 223H65L64 225H63ZM75 223H77V224H75ZM90 223V224H89ZM143 223V222H142ZM146 223H147V221H146ZM8 224V225H7ZM79 224H80V226H79ZM84 224H85V226H84ZM87 224V225H86ZM128 224V223H127ZM14 226V228L16 229L14 232L12 231H10V229L12 230V228H13V226ZM58 225V226H57ZM82 225V226H81ZM144 227H145V222H144ZM5 226V227H4ZM9 226H11L12 228H9ZM51 226H53L54 227V224L53 225H51ZM64 226V227H63ZM72 226L74 227V228H72ZM75 226H78V228L79 227H83L84 226V230H85V232H84V230L82 231V229L80 228L79 230H78V228H76ZM126 226L127 225H125V228H126ZM129 226V225H128ZM146 226H148V224L146 225ZM131 228H132V230L134 231V232H138L137 230H139V229H136V227L133 229V226H130ZM157 228H160V225H157L156 226ZM163 227V226H162ZM5 228V229H4ZM7 228H9V229H7ZM43 230H42V229ZM49 228V229H48ZM75 228L77 229V231H74L75 230ZM89 228V229H88ZM124 228V227H123ZM124 228V229H125ZM1 229H3L2 231H4V232H2L1 231ZM7 229V230H6ZM40 229L42 230L41 231V233H40ZM47 229V230H46ZM71 229H72V231H71ZM74 229V230H73ZM88 229V230H87ZM136 229V230H135ZM17 231V232H16ZM37 231V232H36ZM46 231V232H45ZM51 233H50V232ZM59 231V230H58ZM91 231H93V235H92V233H91ZM132 231V232H133ZM2 232V233H1ZM12 234H11V233ZM48 232V233H47ZM62 232V233H63ZM69 232H70V234H69ZM74 232H76V234L77 235H75L74 234ZM78 232H79V234H78ZM131 232V233H132ZM134 232H133V234H134ZM4 233H6L7 235H5ZM50 235L49 237H48V235ZM50 233V234H49ZM62 233H59V234H62ZM73 233V234H72ZM125 233L126 234H124V231H123V238H119L120 239V241L118 240V245H119V248H121L122 249V251H124V252H121L120 250L121 249H119V254H121L120 255V257H121V259H122V264H134V262H135V264H137V263H140V264H159V262L161 263V264H163V262H164V264H167V263H169L170 262V260H167V263H166V259H168V257L166 258V259H162L161 260V258H160V256L161 257H163L162 255H159L160 253V251L159 252H157L156 250H154L155 248V245H154V243H152V241L151 240H149V238L148 239H146V241H148V242H146L145 240H143V235H141V236H139L138 234H134L133 236L131 235V234H129V233H127L126 232V230H125ZM46 235V236H44V235ZM51 234H53L52 236H51ZM66 234H67V236H66ZM81 234V235H80ZM129 234V235H128ZM15 235V236H14ZM16 235H17V237H16ZM37 237H36V236ZM42 235L46 238H44V237H42ZM65 235V236H64ZM69 235H71L72 237H70ZM125 235H127V239H129V240H125V238L126 237H124ZM133 237H131V236ZM27 236V237H26ZM57 236H59V238L57 237ZM64 236V238H65V241H63L64 239H61L62 237ZM82 236V237H81ZM4 237V238H3ZM56 237V238H55ZM69 237V238H68ZM78 237V238H77ZM84 237H86V238H84ZM131 239H130V238ZM19 238V239H18ZM35 238V239H34ZM45 240H44V239ZM91 240H90V239ZM137 238H138V240H137ZM53 239V240H52ZM68 239H69V242H68ZM71 239V240H70ZM80 239H82V240H80ZM135 240V242H137V243H135L134 242V240ZM145 239V238H144ZM3 241V243H2V241ZM33 240V241H32ZM38 241L39 243H38V245H40L41 247H42V250H34L31 246H30V243H28V242H30V241H32V242H34V243H36V241ZM122 240V241H121ZM132 240V241H131ZM137 240V241H136ZM7 241V242H6ZM51 242V243H49L50 244V246L48 247V246H46L47 244L46 243H48V242ZM81 241V242H80ZM123 241H125V242H128V243H132V248H131V246H128V248H127V243H125V242H123ZM129 241H131V242H129ZM143 241H145V242H143ZM54 242V243H53ZM66 242H68V243H66ZM75 242V243H74ZM80 242V243H79ZM90 242V243H89ZM155 242V241H154ZM6 243V245L4 246L3 244H5ZM63 243H65V244H63ZM71 243V244H70ZM84 243V244H83ZM125 243V244H124ZM134 243H135V246H134ZM149 243V244H148ZM200 242H198V244H199ZM18 244V245H17ZM56 244V245H55ZM80 244V245H79ZM130 244H128V245H130ZM138 244V245H137ZM12 247L11 249H8L7 248V246L8 247H10V246ZM15 245L18 247V249H17V252H16V250L14 249L13 250V248H15ZM61 245V246H60ZM75 245V246H74ZM126 245V246H125ZM136 245H137V248H136ZM139 245H141V246H139ZM143 245H146L145 247H147V248H145ZM202 245H204L203 244V242L201 241V243H200V245H199V249H201L202 251H203V255H204V249H203V247H202ZM65 246V247H64ZM83 246L85 247L86 246V248L85 249H83ZM149 246V247H148ZM154 246V247H153ZM196 246H197V244H196ZM206 246H207V243H206ZM205 246V247H206ZM5 247V248H4ZM79 247V248H78ZM135 247V248H134ZM142 247V249H140ZM151 247V248H150ZM24 248V249H23ZM27 248V249H26ZM62 248H64L63 250H64V252L62 251ZM89 248V247H88ZM131 248V249H130ZM211 248V247H210ZM209 247H208V250L210 251L211 249H210ZM6 249H8V250H6ZM44 249V250H43ZM47 249L49 250V252L47 251ZM126 249V250H125ZM129 249V250H128ZM140 249V250H139ZM145 249V250H144ZM148 251H150L151 252V254H150V252H146L147 250ZM199 249H196V250H199ZM207 248H205V250H206ZM5 250V251H4ZM30 250V251H29ZM128 250V251H127ZM131 250V251H130ZM141 250H143V251H145L144 253H143V251H141ZM8 251V253H9V251H10V254H14V256L12 255L11 257H9V255H7L6 256V252ZM11 251H13V253L11 252ZM15 251V252H14ZM34 251V252H33ZM46 251H47V253H46ZM56 251V252H55ZM61 251V253H59ZM67 251V252H66ZM72 251V254H70V252ZM73 251H74V253H73ZM85 251V252H84ZM89 251V252H88ZM133 251V252H132ZM141 251V252H140ZM202 251H200V253L202 252ZM207 251V250H206ZM3 254H2V253ZM50 252H53V253H51L50 254ZM63 252V253H62ZM83 252V253H82ZM136 252H139V253H136ZM153 252H154V254H153ZM211 252H215V251H213V249H212V251ZM15 253H16V256H15ZM46 253V254H45ZM87 253H89V254H87ZM135 253H136V255H135ZM141 253V254H140ZM149 253V254H148ZM2 254V255H1ZM5 254V255H4ZM37 254H39V255H37ZM57 254H59V255H57ZM67 254V255H66ZM77 254H78V256H77ZM86 254V255H85ZM129 255V256H131V257H129L128 256V258H126L127 256L126 255ZM131 254V255H130ZM138 254V255H137ZM141 256H140V255ZM143 254V255H142ZM148 254V255H147ZM158 254V255H157ZM197 254V253H196ZM206 254V253H205ZM208 254V253H207ZM215 254V253H214ZM212 255L211 254V256L210 257H212V256H214V259L213 260H215L216 262L218 261V260H216L215 258L216 257H219V256H217L216 255V257H215V255ZM55 255H56V257H55ZM93 255V256H92ZM122 255H123V257H122ZM134 255V256H133ZM155 255V256H154ZM200 254H198V256H199ZM210 255V254H209ZM208 255V256H209ZM219 255V254H218ZM6 256V257H5ZM24 256V257H23ZM41 256V257H40ZM47 256H49V257H47ZM57 256H59V257H57ZM65 256V257H64ZM80 256V257H79ZM89 256V257H88ZM146 256V257H145ZM152 256V257H151ZM197 256V255H196ZM195 256V254H194V258L195 259H197V261H196V263L197 264H203L202 262H206V263H204V264H212V263H209V261H202V260H200V258L201 259H203L202 257H196ZM7 259H5V258ZM14 258L13 260L15 261V259H16V261L14 262L13 261V263H12V259L11 258ZM16 257V258H15ZM30 257V258H29ZM33 257V258H32ZM50 257H52V258H50ZM63 257H64V259H63ZM105 257H108L107 255H105ZM149 257V260L147 259ZM150 257L152 258V259H150ZM159 257V258H158ZM205 257H207V256H205ZM210 257H207V258H209L210 259ZM3 258V259H2ZM21 258H23V260L24 261H22V259ZM27 258V259H26ZM40 258V259H39ZM48 258V259H47ZM67 258V259H66ZM81 258V259H80ZM130 258H132V259H130ZM135 258H137L135 261H132V260H134ZM206 258V259H207ZM8 259L10 260V261H8ZM32 259V260H31ZM74 259V260H73ZM143 259V260H142ZM160 259V260H159ZM219 259V258H218ZM39 260V261H38ZM80 260V261H79ZM128 260H130V262H127ZM205 260V259H204ZM221 260V259H220ZM219 260V261H220ZM2 261V262H1ZM6 261V262H5ZM7 261H8V263H7ZM21 261V262H20ZM28 261H29V263H28ZM52 261V262H51ZM58 261H60V262H58ZM139 261V262H138ZM161 261H163V262H161ZM212 261V260H211ZM20 262V263H19ZM76 262V263H75ZM126 262V263H125ZM218 264H221L222 262H217ZM171 264V263H170ZM213 264H215V263H213Z\"/></svg>","mask_w":264,"mask_h":264}]
</instances>
